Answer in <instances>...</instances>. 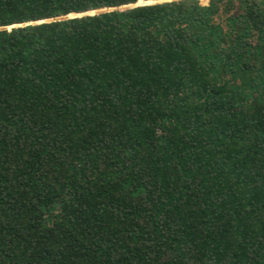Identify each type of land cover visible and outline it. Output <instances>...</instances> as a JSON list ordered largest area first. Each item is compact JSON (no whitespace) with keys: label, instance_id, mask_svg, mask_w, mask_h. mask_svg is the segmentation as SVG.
Instances as JSON below:
<instances>
[{"label":"trees","instance_id":"trees-1","mask_svg":"<svg viewBox=\"0 0 264 264\" xmlns=\"http://www.w3.org/2000/svg\"><path fill=\"white\" fill-rule=\"evenodd\" d=\"M0 264H264V0H0Z\"/></svg>","mask_w":264,"mask_h":264}]
</instances>
